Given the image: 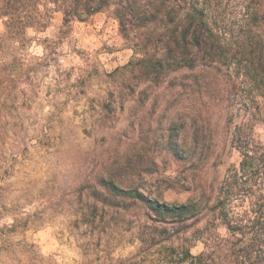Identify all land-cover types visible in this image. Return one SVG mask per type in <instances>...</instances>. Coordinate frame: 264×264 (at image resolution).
Segmentation results:
<instances>
[{
	"label": "rangeland",
	"instance_id": "rangeland-1",
	"mask_svg": "<svg viewBox=\"0 0 264 264\" xmlns=\"http://www.w3.org/2000/svg\"><path fill=\"white\" fill-rule=\"evenodd\" d=\"M61 23L55 14L47 29L28 30L20 52L28 64L10 82L0 124V264H170L183 236L171 228L182 223L133 193L183 203L212 183L227 165L213 164L218 144L229 142L224 118L193 81L183 86V72L145 75L111 14L75 20L58 38ZM46 38L56 41L50 49ZM201 119L209 138L196 127ZM255 133L264 139V125ZM192 235L197 254L203 243Z\"/></svg>",
	"mask_w": 264,
	"mask_h": 264
},
{
	"label": "trees",
	"instance_id": "trees-1",
	"mask_svg": "<svg viewBox=\"0 0 264 264\" xmlns=\"http://www.w3.org/2000/svg\"><path fill=\"white\" fill-rule=\"evenodd\" d=\"M104 12L118 21L145 75L183 72V86L193 81L224 118L229 142L218 144L213 164L227 165L212 183L183 203L131 192L170 223H182L171 228L183 236L168 263L264 264V139L255 133L264 125V0H0V124L9 112L10 82L28 64L20 53L32 40L28 30L43 31L60 14V38L73 21ZM44 41L49 49L56 44ZM14 101L8 108H18ZM196 125L209 138L207 122ZM190 234L203 243L197 254Z\"/></svg>",
	"mask_w": 264,
	"mask_h": 264
}]
</instances>
